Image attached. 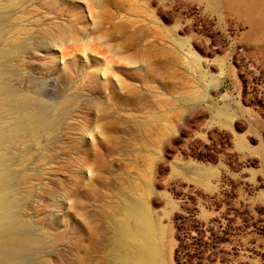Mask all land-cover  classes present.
I'll use <instances>...</instances> for the list:
<instances>
[{"label": "rangeland", "instance_id": "374dc122", "mask_svg": "<svg viewBox=\"0 0 264 264\" xmlns=\"http://www.w3.org/2000/svg\"><path fill=\"white\" fill-rule=\"evenodd\" d=\"M1 1L0 87L14 102L0 119L12 130L42 109L55 121L38 144L14 148L24 165L0 160L4 237L44 240L12 262L112 264L90 229L111 226L136 185L163 264H264V0ZM60 26L89 39L57 44ZM107 66L104 80L89 78ZM146 120L150 196L138 176L150 133L134 129ZM7 216L22 218L14 234Z\"/></svg>", "mask_w": 264, "mask_h": 264}, {"label": "bare ground", "instance_id": "6f19581e", "mask_svg": "<svg viewBox=\"0 0 264 264\" xmlns=\"http://www.w3.org/2000/svg\"><path fill=\"white\" fill-rule=\"evenodd\" d=\"M254 1L257 2L258 0H254ZM23 2H28V0H23ZM231 2L232 1H230V3ZM263 2L264 1L260 2L261 3L260 7L264 9ZM225 4L228 5V3L226 2ZM6 7H7L6 4H4L0 0V11H3ZM233 7H235V5H233ZM255 9H257V7ZM259 9L260 8L258 7V10ZM255 14L256 13H254V15ZM103 16H105V12L103 10L98 12L97 21L94 24V27L97 33L93 35V36L96 35L95 38L93 39H97L99 41L106 40L105 36H103L104 34L101 33V30H102L101 19ZM250 26L254 32H257L256 30L259 28L257 25V22H252ZM61 27L63 26H60V28H57L59 31V37H58L59 42L57 44L60 43V45L61 44L62 45L63 44L76 45L78 43H81L89 39L88 33H85V32L77 33L74 31H69L67 27H63V28ZM20 28L21 29L18 28V30H16V33L14 34V39L19 40V38H21L26 33L27 29L25 27L23 28L20 27ZM11 51L13 53V50ZM117 53H119V55L121 56L120 58L123 62L133 64V65L137 64V61L135 60L134 57H129L130 55L129 56L123 55L120 52V50L119 51L117 50ZM2 54H4L3 51L2 52L0 51V57L2 56ZM13 56L15 57V54ZM112 63L113 62H111V64ZM107 76H108V66L102 69L98 68V70L96 69L95 71H91L89 73V78L94 81L98 80L100 77L103 78L104 80V78H106ZM2 79L3 78L1 77V73H0V81ZM3 91L4 90H2V88L0 87V109L4 107L5 105H9L14 102V97L5 94ZM33 112H34L33 114H29L28 112H26L28 114L26 115L24 114L25 116L21 115L22 117L16 122L15 128L12 127L14 128L12 130H9V128L7 130L5 127L4 121L0 119L1 120L0 121V160L5 158L6 156H9L8 158L10 157L14 158L13 165H17V166L24 165V163L28 161L27 160L28 157L26 155L27 153L16 154L14 153V148L17 147L18 145L20 146L23 145L24 142L26 141L31 142L32 145H36L37 140L40 138V136L51 133L52 127L55 121L47 118L42 109H38V110L34 109ZM134 129L138 132L143 131L145 133L147 132L148 134L150 133V135L144 140V146H145L144 152L145 153L144 155L141 156L142 158L141 161L144 167V174H140L141 172L137 171L138 176L142 175V177L147 180L146 182L144 181L145 183H143L144 190H145L144 193L146 195L149 194L150 196L149 192L151 189V184L149 180L151 176V155L149 151L152 148V121L151 120H146L144 122L135 121ZM2 173H0V181L4 179V176H5V174H2ZM135 186L130 187L128 190L130 192V195H133L135 198L133 197L132 199L125 200L121 207H118L117 210L112 211L111 216H109L111 226L104 225L99 231L90 229V234L95 239L94 241L95 243L97 242L98 244L102 246V242H107L110 245V248L109 250H107V253L112 259V264H163L162 263L163 262L162 249L160 247L161 245H160V238H159L160 231L158 227L155 226V224L152 222L151 212L148 206L146 205V202L148 200L146 202L142 199L140 200V198L138 197L140 188L138 189V187H135ZM140 195H141L140 197H142V194ZM6 197H7L6 192L0 190V221L2 220V218H6L5 216L7 214L6 212L10 210L9 209L10 207L6 203V199H5ZM10 202H13V200ZM9 213L11 212L9 211ZM21 219L20 218L16 220L9 219L8 227L7 228L5 227L6 230H12L16 224L20 225L22 223ZM2 229L3 228L0 227V264H12L13 256L16 257L17 259L18 257L21 258L27 253V250H29L31 246L33 247V245H36L38 241H40V243L41 242L44 243L43 239L31 238V235H29L27 231H26L27 233L25 231H24L25 233L21 232L23 234H19V237L18 238L16 237L14 240H7L3 235L6 232H4ZM17 230L13 229L12 234L15 233V232L13 233V231H17ZM17 236H18V233H17ZM19 261L20 262H17V264L23 263L22 260H19Z\"/></svg>", "mask_w": 264, "mask_h": 264}, {"label": "crops", "instance_id": "0c3cea01", "mask_svg": "<svg viewBox=\"0 0 264 264\" xmlns=\"http://www.w3.org/2000/svg\"><path fill=\"white\" fill-rule=\"evenodd\" d=\"M160 230H161V228H160Z\"/></svg>", "mask_w": 264, "mask_h": 264}]
</instances>
